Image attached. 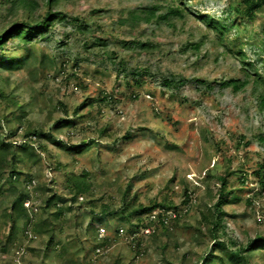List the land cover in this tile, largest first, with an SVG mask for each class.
Returning <instances> with one entry per match:
<instances>
[{
  "label": "rangeland",
  "instance_id": "obj_1",
  "mask_svg": "<svg viewBox=\"0 0 264 264\" xmlns=\"http://www.w3.org/2000/svg\"><path fill=\"white\" fill-rule=\"evenodd\" d=\"M37 1L35 14H44V0ZM147 6L158 7L157 15L176 6L184 15L136 27L121 23L130 11ZM238 7L242 10L241 0H62L54 7L67 19L30 43L36 57L21 69H0V89L8 95L0 96L3 134L21 143L33 125L67 144L95 142L77 153L47 140L42 149L39 139L28 138L39 157L19 162L18 176L20 186L31 192L27 204L38 209L30 210L31 222L23 217L16 224L19 231L3 251L10 230L4 213L20 187L9 189L7 178H0V264H113L116 259L120 264H201L211 243L194 226L209 188H218L227 168L233 172L229 187L241 199L225 206L224 240L240 243L264 233V189L255 173L264 165L259 138L264 113L256 85L240 92L220 85L247 73L251 79L256 73L264 77V6L254 17ZM10 8L9 0H0V29L13 18ZM18 14L24 16L22 10ZM201 14L225 22L228 29L210 28ZM72 17L87 29L78 30ZM97 39L107 45L96 44ZM140 42L151 47L143 49ZM24 46L15 37L6 52L21 57ZM166 78H184V85L166 86ZM257 90L264 92V85ZM22 110L27 114L20 121L16 116ZM60 118L72 125L58 130ZM85 170L92 191L76 203L68 201L70 211L57 219L40 207L43 187L69 200L67 177ZM124 193L144 204H175L179 224L172 220L168 230L130 233L128 222L102 213L103 204L122 206ZM38 223L43 233L35 229ZM251 264H264V250L252 254Z\"/></svg>",
  "mask_w": 264,
  "mask_h": 264
},
{
  "label": "trees",
  "instance_id": "obj_2",
  "mask_svg": "<svg viewBox=\"0 0 264 264\" xmlns=\"http://www.w3.org/2000/svg\"><path fill=\"white\" fill-rule=\"evenodd\" d=\"M62 0H44V5L46 6V11L44 14L36 15L35 11L39 7V2L37 0H9L11 3V10L13 14L12 20L3 28L0 29V69L6 71H14L21 69L26 63H30L32 59L36 57L35 50L32 46H29L33 40L54 25L57 20L67 19L66 16L61 11L54 9ZM242 10L238 7L237 9L243 11L246 15L254 17L259 9L264 6V0H241ZM158 7L147 6L143 8H138L132 10L128 13L127 17L120 20L121 23H129L131 26L136 27L143 23H158L162 19H171L173 17H182L184 12L181 8L176 6H170L169 9L161 15H157ZM22 10L24 12L23 17H19L18 11ZM199 17L204 20L208 26L212 29H216L221 33H224L228 29V25L209 14H201ZM78 17H72L71 22L78 28V30L83 31L87 29L85 24L79 22ZM15 37H19L24 45L21 50L23 56L18 57L16 54H7L8 43ZM96 44L107 45L105 41L97 39ZM140 46L143 49H149L151 47L150 42H140ZM191 47L195 49L200 48V43H191ZM121 65L124 63L121 61ZM120 65V66H121ZM251 65V64H248ZM257 78L251 79L250 73H247L245 78H230L220 83L221 86L230 87L233 92H240L245 90L250 84H255V90L259 100V107L261 112L264 113V92L257 90L259 86L264 85V77L261 74L256 73ZM183 79L176 78H166L163 83L166 86H170L179 89L184 85ZM200 82L206 83L205 80H199ZM209 88H212V83H207ZM0 96L8 99V95L5 94L3 90L0 89ZM105 100L108 98L105 96ZM19 107L17 101L13 102ZM22 109V107H21ZM27 112L22 110L16 119L23 121ZM0 115V178L5 176L10 183V188L20 187L18 192H13L12 197L9 200L6 211L4 213L6 222L10 225V230L8 233V238L2 245V250L7 251V246L12 236L19 231L16 224L23 218L27 217L28 223L31 222V209H38L34 204L32 206H27L26 202L31 197V192L28 187L20 186L21 180L19 178V173L21 172L18 167V163L29 158H38L39 154L31 139H39L40 148L46 149V144H43L42 140H47L58 147L64 148L68 151H76L81 153L85 148H87L94 140H85L79 144H67L63 140H60L52 132L43 131L34 127L33 125L27 127L23 133L24 142L18 143L15 140H9L4 137L3 128L1 124ZM72 125V122L67 118H60L55 123L58 130L64 129ZM129 137V136H126ZM261 142L264 143V134L259 136ZM264 165L260 170H256L255 173L260 177L262 187L264 189ZM233 172L227 168L224 173L220 175L218 188H209L204 202V207L200 210V219L194 226L195 229L205 236L206 239L211 243L210 249L205 256L201 257V264H212L214 260L219 259L223 264H251V256L255 251L264 250V233L258 234L255 237L248 238L245 242L238 243L237 241L230 239L228 241L224 240L223 236L226 234V224L225 220L229 213L225 210V206L230 203H235L241 198L234 192V190L229 187V177ZM34 178L31 177L28 183L32 184ZM65 188L69 194V200L63 195L58 194L56 191L50 188L43 187L46 193L41 197V206L55 218H61L66 212L71 210L70 206L67 204L68 201L71 203H76L84 195L91 193L92 183L90 180V174L87 170L80 174H70L66 179ZM3 193V184L0 183V194ZM122 206L115 208L108 204H103L102 213L112 214L115 213L120 220L128 222L133 228H130V233L136 234L140 228L146 229L148 227H153L154 233L159 229H169L170 223L166 224L163 219V214L159 213L156 220H151L150 218H144V216L157 210L159 207H163L164 210L173 209L177 210L175 204L167 205V203H161L157 200H152L148 204L142 202L132 201L126 193H124ZM192 201V195L188 189L185 190V203L190 204ZM69 202V203H70ZM64 203V204H62ZM66 203V204H65ZM54 207V209H52ZM137 218V223H132V220ZM181 220V215L179 214L175 219H173V224H179ZM41 223L35 225V229L43 233L44 230ZM191 227V224H186ZM135 227V228H134ZM105 243V240L103 241ZM138 246L141 244V239L137 242ZM218 251L220 253H218ZM170 262V261H169ZM113 264H120V260L116 259ZM170 264H173L170 262Z\"/></svg>",
  "mask_w": 264,
  "mask_h": 264
},
{
  "label": "built area",
  "instance_id": "obj_3",
  "mask_svg": "<svg viewBox=\"0 0 264 264\" xmlns=\"http://www.w3.org/2000/svg\"><path fill=\"white\" fill-rule=\"evenodd\" d=\"M26 205L29 206V204H27V202H26ZM159 213L163 214V219L166 222V224H169L173 219H175L179 215V212L177 210H173V209L158 210L157 209V210H154L152 213H149L148 215H146V217L150 218L151 220H156ZM151 229H152L151 227H148V228L144 229V231H146L148 233V232H151ZM104 230H105L104 228H100L101 235H103L102 232ZM120 231H121V233H123V232H125V229L121 228Z\"/></svg>",
  "mask_w": 264,
  "mask_h": 264
}]
</instances>
